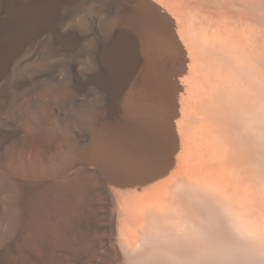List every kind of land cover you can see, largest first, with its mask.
<instances>
[{"label": "bare ground", "instance_id": "6f19581e", "mask_svg": "<svg viewBox=\"0 0 264 264\" xmlns=\"http://www.w3.org/2000/svg\"><path fill=\"white\" fill-rule=\"evenodd\" d=\"M154 1L0 0V264H207L214 204L264 238V0Z\"/></svg>", "mask_w": 264, "mask_h": 264}, {"label": "rangeland", "instance_id": "374dc122", "mask_svg": "<svg viewBox=\"0 0 264 264\" xmlns=\"http://www.w3.org/2000/svg\"><path fill=\"white\" fill-rule=\"evenodd\" d=\"M156 4L162 7L159 3ZM161 7L162 12L166 10ZM256 14L263 16L264 19V10L260 6L257 7ZM262 165L264 166V162ZM210 208L220 215L219 227H212L208 219L204 220L203 227L193 220L188 224L190 239L201 238L204 262H208L207 264H213V262L217 264H264V238L258 236L255 238V235V237H250L246 234L221 205L214 204Z\"/></svg>", "mask_w": 264, "mask_h": 264}]
</instances>
